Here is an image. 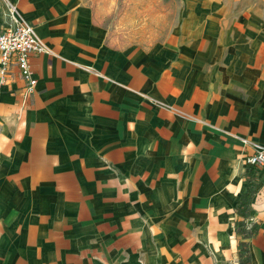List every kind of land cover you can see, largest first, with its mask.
Here are the masks:
<instances>
[{
  "label": "crops",
  "instance_id": "0c3cea01",
  "mask_svg": "<svg viewBox=\"0 0 264 264\" xmlns=\"http://www.w3.org/2000/svg\"><path fill=\"white\" fill-rule=\"evenodd\" d=\"M260 2L143 44L90 0H0V28L13 3L49 48L32 92L14 59L0 74V264H241L244 242L264 264V164L236 230L242 138L264 144Z\"/></svg>",
  "mask_w": 264,
  "mask_h": 264
},
{
  "label": "rangeland",
  "instance_id": "374dc122",
  "mask_svg": "<svg viewBox=\"0 0 264 264\" xmlns=\"http://www.w3.org/2000/svg\"><path fill=\"white\" fill-rule=\"evenodd\" d=\"M111 35L124 43L149 44L171 33L173 37L196 25L204 11L208 24L215 23L214 10H222L226 23H241L260 0H90ZM247 11V12H246ZM199 19V20H198ZM182 28V29H181ZM190 31V30H189ZM191 34H196L191 30Z\"/></svg>",
  "mask_w": 264,
  "mask_h": 264
},
{
  "label": "built area",
  "instance_id": "2783aa9c",
  "mask_svg": "<svg viewBox=\"0 0 264 264\" xmlns=\"http://www.w3.org/2000/svg\"><path fill=\"white\" fill-rule=\"evenodd\" d=\"M8 13L10 21L0 28V74L3 77L6 75L8 66L14 59L27 82V90L32 92L37 79L31 66V53L49 52V48L34 25L24 17L15 4H8ZM242 140L254 148V152L246 156L247 163L264 164V144L249 138Z\"/></svg>",
  "mask_w": 264,
  "mask_h": 264
},
{
  "label": "trees",
  "instance_id": "16d2710c",
  "mask_svg": "<svg viewBox=\"0 0 264 264\" xmlns=\"http://www.w3.org/2000/svg\"><path fill=\"white\" fill-rule=\"evenodd\" d=\"M259 169L255 164L248 163L247 176H248V186L245 193L242 195L241 199L237 204V212L241 215L242 219L236 222L237 234L243 238H248L255 232L254 226L248 228L245 219L248 216L250 208V199L255 191L256 181L258 177ZM241 253V264H251L250 251L246 242L240 248Z\"/></svg>",
  "mask_w": 264,
  "mask_h": 264
}]
</instances>
